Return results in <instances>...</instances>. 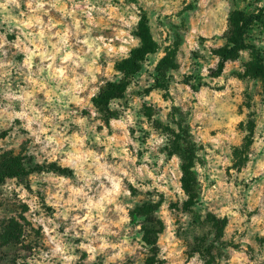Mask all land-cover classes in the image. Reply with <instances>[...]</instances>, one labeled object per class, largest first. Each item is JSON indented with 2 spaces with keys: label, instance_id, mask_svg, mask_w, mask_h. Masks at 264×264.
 I'll return each instance as SVG.
<instances>
[{
  "label": "clouds",
  "instance_id": "clouds-1",
  "mask_svg": "<svg viewBox=\"0 0 264 264\" xmlns=\"http://www.w3.org/2000/svg\"><path fill=\"white\" fill-rule=\"evenodd\" d=\"M25 3H27L26 13L20 12L22 4ZM104 3L105 6L101 8L94 3V0H81L80 4L72 3V11L69 12L59 0H0V15L4 18L3 23L7 25L3 27V32H0V47L10 44L22 54L18 64L26 84L29 78H34L32 82L38 89L48 86L52 90V95L42 100L37 107L34 106V92L26 91L25 88L18 86V94L14 98L22 102L20 110H3L0 113V119L4 123L0 127L7 128L16 119L26 121L22 126L30 136L35 138L33 142L42 144L39 151L43 155L27 153L35 158L31 162H23L25 171L32 165L47 169L54 162L58 163L62 170H66L63 178L57 181L55 198L49 193L45 200L40 198L39 193L43 190L35 182V174L23 179L15 175L2 177L0 199L5 201L10 215L23 227L26 235L23 243L27 245V248L23 249L20 257L15 260V264H95L98 249L93 245L99 239L100 233H107L109 228L103 226L100 227L99 232L93 231V225L98 224L92 216L93 210L99 211L113 201L121 204L125 209H132L139 201V196H133L132 188L138 192H148L156 188L159 192L165 193L163 209L168 208L170 201L178 202L180 211L172 210L166 214L165 219L167 221L166 236L179 248L178 251L168 252V255L176 258L179 264H206L207 257L202 258L201 252L195 250L199 243L197 238L204 237L206 233L208 235L205 245L210 242H214L217 247L229 242L239 245L236 256L239 257L240 264H264V223H257V219L264 221V90L247 73L249 65L258 61L264 63V0H220L214 13L219 25L217 35L229 32L230 13L242 12L245 17L258 19L245 31V43L251 47L240 49L237 59L230 62L241 74L242 79L232 81L238 85L235 89L234 101H231L229 107H221L218 110L216 126L224 134L212 138L198 134L193 128L194 143L197 146L205 140H209L212 144L210 149L205 144L202 151L197 150L195 153L196 157L201 158L207 154L209 160L206 167H200L197 164L192 168V172L197 173L196 179L199 180L200 186L205 189L199 198L195 181L190 186H182L184 172L181 166L187 169L189 165L182 152L176 150L177 138H181L179 141L181 145L186 139L184 133L187 129L185 128L182 133V127L194 121L185 119L181 122L180 115H170L173 101L169 99L165 102L159 99L163 95V90L158 91L154 96L134 97L132 95L134 90L140 91L153 83L148 74L153 72L157 63L166 55L164 51L166 45L172 43L171 38L165 42L163 36H154L153 38L160 45V50L155 55L144 51L149 42L142 34L143 17L147 16L146 23L154 31L157 28L158 18L163 19L165 15L172 17L164 22L165 27L159 29V32L170 37L167 24L180 23V18L173 16V13L178 12L181 7L180 0H104ZM52 9L62 12L61 19L64 16H72V22L69 26L70 30L65 35H61L54 43H49L50 30L56 25L52 21L45 22L41 18L47 17ZM13 12L21 19L16 20ZM93 12L98 16L103 14L106 21L117 25V34L112 40L120 42L123 47L109 49L112 56L109 61L110 67L105 71L102 65L100 67L96 65L97 60L100 59V51L105 47L103 39L86 41L89 49L84 55L92 54L91 67L85 77H78L73 81L74 87H72L65 83L62 72H54L53 69L61 58L64 61H73L75 53L65 55L69 51L67 37L78 34L81 31L79 24L84 22L81 20L77 23L75 17L86 16L88 24L95 26L97 21L92 19ZM26 14L31 15L30 22H23ZM240 26H243V20ZM36 27L40 28L39 34L35 31ZM88 31H91V28ZM13 32L15 39L6 40L5 36ZM187 47L205 55V52L195 43H190ZM35 56H39L41 62L33 66ZM219 60V56L215 57L211 64L204 66L201 74L206 78L207 68L214 67ZM117 61L120 67L116 66ZM128 63L140 64L141 70L135 77L129 78L132 82L125 87L124 99L112 96L104 104L103 97L107 83L119 85L124 81L127 76L124 65ZM12 64L11 60L0 63V68L6 69L3 75L11 76ZM25 69H27L26 73ZM188 71L187 67H182L180 74L169 70V75L179 80L180 75ZM227 71L228 69H225V74ZM97 72L100 73L99 79ZM222 82L223 79H220L214 83ZM254 83L257 84L255 89L252 87ZM172 96L180 107L181 113L187 112L186 101L189 97H195L199 99L201 105L204 104V100L196 97V94L191 91L185 94L174 89ZM154 99L162 111L149 120L140 114L141 103L152 102ZM125 101H128L127 107H125ZM85 110L90 114L85 116ZM112 113H116L119 119L111 116ZM106 117L111 120L112 128H118L124 135L123 141L116 146L115 151H113V145H116V141L109 142L106 139L110 130L105 126ZM157 120L159 125H156ZM225 123L228 125L227 131L224 130ZM253 123L255 124L254 132L250 128ZM33 124L37 125L35 130L32 128ZM98 126L103 128V131L97 132ZM129 128L134 130V134H129ZM46 131L51 134H46ZM70 133L76 135L73 136ZM15 136L16 126H13V131L9 132L0 143H7L9 148H15L19 144L18 139H13ZM249 140L253 141L250 145ZM102 145L107 147L101 151ZM128 146L131 147V151L127 150ZM92 148L96 150L89 151ZM217 150H219L218 156ZM139 153L143 155L138 156ZM110 155L120 156L119 164L108 163ZM245 156H247L246 160ZM136 159H139V167L136 166ZM230 165L239 170L232 172L233 183L251 182L253 192L257 187L261 189L258 211H254L255 203L250 199L245 206L246 198L241 195L242 186L232 188L229 184L223 183L229 179L225 175V169ZM69 172L74 175H69ZM45 173L43 178L47 177ZM205 174L210 179L217 180V186L212 191H220L224 194L228 205L227 210L232 212L230 219L234 220L236 228V232L233 233L230 227L220 240L215 241L213 238L216 232L209 231L211 224L198 227L192 223L196 216H199L201 220L204 219L207 210L206 201L211 198L207 195ZM149 178L152 183H144ZM65 192L69 193L68 200L62 199ZM78 199L80 203H76ZM158 200L159 195L153 194L151 202L155 204ZM190 200L192 203L189 211L185 212L183 205ZM45 204L49 205L53 211H46ZM23 205H27V211L23 210ZM85 208L88 209V216L84 220L74 219L69 223L71 209L83 211ZM249 213H253L251 223L248 222ZM215 215L217 220L221 219L219 212ZM21 216L24 217L23 220L20 219ZM61 228H63L62 231ZM177 232L181 233L179 240L176 239ZM165 251L168 249L162 245V258ZM186 251L191 255H181ZM85 252L86 258L83 256ZM10 257L12 258L11 254ZM224 264H227V261Z\"/></svg>",
  "mask_w": 264,
  "mask_h": 264
},
{
  "label": "rangeland",
  "instance_id": "rangeland-1",
  "mask_svg": "<svg viewBox=\"0 0 264 264\" xmlns=\"http://www.w3.org/2000/svg\"><path fill=\"white\" fill-rule=\"evenodd\" d=\"M65 8L71 12V4H80L81 0H59ZM220 0H180L181 7L178 12L173 13V16L180 18L179 24L169 23L167 27L169 29L170 37L159 32L160 28L165 27V21L172 19L165 15L163 19H157V28L154 31L153 28L147 25V16L145 15L142 20L141 28L142 34L146 37L148 41V46L153 55L158 53L160 50V45L157 43L156 39L153 37L163 36L164 41L167 42L171 38L172 43L166 45L164 51L166 55L157 63L156 68L152 73L148 75L152 78L153 83L148 87L142 88L140 91L134 90L132 95L135 96H154L158 91L163 90V95L159 97L160 100L167 102L172 99V112L170 115H180L181 122L185 119H190L194 123H188L184 125L181 129L184 133V129L187 131L185 134L186 139L183 145L179 143L180 137L177 138V151H181L186 157L189 167L185 169V173L182 179L185 183L182 186H190L193 181H195L196 187L198 189L197 197L205 192V189L200 186V182L197 177V173L192 172L197 164L200 167H206L209 164L207 159V154L205 157H196L195 153L197 150H203L205 144L210 149L212 144L209 140H205L199 146L194 143L195 137L193 136V128L197 130L200 135H206L207 137L215 138L218 135H223L218 124V110L221 107H229L231 101L235 99V89L238 86L232 83L233 79L241 80V74L236 71L235 67L232 66L230 62L237 59L228 60L225 63L224 69L219 76H211L210 69L214 67L207 68V77L205 78L201 72L205 65H209L217 57L214 50L226 43L227 32L222 35H217L219 25L217 23V16L214 14ZM94 3L98 7H104V0H94ZM82 6V5H81ZM27 10V3L22 4L20 12H25ZM232 14V13H230ZM236 17L246 18L242 12L233 13ZM238 14V16H237ZM16 20H20L21 17L13 12ZM62 12L58 9H52L47 17H42L45 22L52 21L56 26L54 29L50 30L49 33V43H54L61 35H65L70 30V23L72 22V16H64L63 19ZM31 15L26 14L23 17V22H30ZM92 19L96 20L95 26L88 24V17L76 16L75 20L80 23L81 31L74 35L68 36L69 51L65 55H70L75 53L73 56V61H64L62 58L56 64L53 69L54 72H62L64 81L69 86L74 87L73 81L78 77H85L91 67L92 54L89 53L85 56L84 53L88 51L89 44L86 41L92 39H103L105 47L100 51V59L97 60V67L103 66L106 71L110 67V59L112 54L109 49H117L123 47L120 42L113 41L112 38L117 34V25L113 22H108L103 18V14L99 16L93 12ZM230 19V15H229ZM258 19V18H257ZM3 16L0 15V32H3V27H6L3 23ZM255 21V20H254ZM252 21L251 24L254 22ZM15 23V21H13ZM250 24V25H251ZM107 25V26H105ZM91 28V31L88 29ZM249 25L247 26L248 30ZM245 30V31H246ZM35 31L37 34L40 33V28L36 27ZM245 38V35H244ZM5 39L8 41L15 39V33L7 34ZM195 43L199 45V48L205 52V55H201L198 50H192L187 47L188 44ZM39 47V45H37ZM251 45L246 44L244 41V47L248 48ZM242 48V49H243ZM210 53V55H208ZM141 56V60H142ZM22 59V54L17 52L16 49L12 48L10 44H4L0 47V63L11 60L13 62L11 68V76H5L3 73L6 69L0 68V113L7 109L8 111H19L21 107V101L15 99L17 95L18 86L25 88L26 91L34 92L35 94V104L34 106L39 107L42 100H46L48 96L52 95V90L48 86H43L37 88V85L32 81L34 78H29L26 84L25 78L22 71L19 68L18 61ZM79 61L80 63H76ZM190 61V63H189ZM203 61V63H201ZM39 56L33 57V66L39 63ZM46 63V62H44ZM116 66L120 67L119 61L116 62ZM126 69V79L119 83V85H114L112 83H107V87L104 91L103 102L107 103L109 99L110 92H114L116 97L119 99H124L123 93L127 84L131 83L130 77H135L136 74L141 70L140 64L128 63L124 65ZM182 67H187L189 69L188 73L181 74L180 79L172 75H169V70L180 74ZM225 69H228L225 74ZM27 72V69L24 70ZM247 73L253 81L259 84V87L264 90V63L259 61L255 64H251L247 67ZM97 78H100V73H96ZM106 79V76L104 77ZM223 79L222 83H214L217 80ZM42 83V82H41ZM137 87L139 88V82L137 79ZM253 89L257 87V84L252 85ZM177 92L182 91L183 93H188L189 91L196 94V97L202 98L204 104H200L199 99L195 97H189L186 101V106L188 108L187 112L181 113L180 107L177 105L175 98L172 96L173 90ZM227 92V95H225ZM246 94V93H245ZM231 98V100H230ZM128 106V101H125V107ZM246 107L249 105H245ZM160 109L159 105L156 103L155 99L152 102L143 101L141 103L140 114L151 120L153 115L158 114ZM242 111V109L240 110ZM203 113V115H201ZM89 111L85 110L84 115H89ZM47 117V113H45ZM111 116L119 119L116 113H112ZM203 122V127H202ZM4 121L0 119V125ZM26 121L21 119H16L12 121V125L7 128L0 127V141L8 136L9 132L13 131V126H16V136L13 137L14 140H19V144L15 148H9L7 143H0V182H2L3 176H18L22 179L31 174L36 175V183L39 188L42 189V193H39L41 200H45L49 193L55 198L57 194L56 186L57 181L63 178V173L66 170H62L58 163H53L49 168L45 169L43 167L29 166L27 171H25L24 161L31 162L35 157L27 155L29 152H34L38 155H43L40 152L42 147L41 143H34V137L27 133V130L22 126ZM156 125H159V121H156ZM212 125V127H208ZM106 127L110 130L107 134L106 139L111 142L116 141V145H113V151H115L116 146H118L124 139L123 133L118 129H113L111 120L106 117ZM227 123H225L224 130L227 131ZM240 127V125H237ZM32 128L35 130L37 125L33 124ZM250 128H255V124H251ZM103 131V128L97 127V132ZM129 134H134V130L129 128ZM46 134L50 135V132L46 131ZM70 135L75 136V133H70ZM43 139V137H41ZM253 141L249 140L250 145ZM107 145L101 146V151L106 148ZM76 151L77 149H73ZM95 148L89 149V151H95ZM128 151H131V147L128 146ZM123 151V150H122ZM143 155L139 153L138 156ZM219 155V150H217V156ZM259 155V154H257ZM247 156H245V160ZM108 163L119 164L120 156L110 155L108 158ZM136 166L139 167V159H136ZM103 163V161H101ZM255 163V162H254ZM219 167V166H216ZM184 166H181L183 171ZM237 169L234 166H229L225 169V175L229 177L228 180L223 181V183L229 184L232 188L243 187V192L241 193L245 199V206L249 203V199L255 203L254 211H258L259 197L262 195L261 189L256 188L253 192L251 182L244 183L240 181L239 183H233L231 180L232 172ZM48 173H47V172ZM46 172V173H45ZM47 175L43 178V174ZM191 173V175H190ZM69 175H74V173L69 172ZM155 175V173L153 174ZM204 180L207 181V195L211 198L207 199V210L203 220L199 216L193 220V224L198 227H204L207 224H211L212 227L209 230L215 231L216 235L213 240H220L228 231L230 227L233 229V233L236 232L234 225V220L230 219L232 212L228 211V205L225 201L224 194L220 191L213 192L212 189L216 188L217 180L210 179L207 174L204 176ZM144 183L151 184L152 180L149 178ZM95 187V185H94ZM132 188L131 185H129ZM163 187V185H160ZM71 188V186H70ZM170 190V189H169ZM29 191L31 189L29 188ZM133 196H139V201L134 205L132 209H125L121 204L113 201L108 203L106 207L101 208L99 211L93 210L92 216L98 221V224L93 225V231L99 232L100 227L107 226L109 231L107 233H100L99 239L93 247L98 249L96 255L95 264H145L150 261V264H179L178 260L173 257H169L168 252L176 250L178 251V245L171 243L166 236L167 221L165 216L172 210L180 211L178 208V202L170 201L167 209H163L162 205L165 199V193L159 192L158 189L154 188L148 192H138L136 189L132 188ZM153 194L159 195V200L153 204L151 202V197ZM93 195V193H89ZM231 195V193H229ZM69 193L65 192L62 195L63 200H68ZM95 198V197H94ZM76 203H80L79 199ZM192 201L184 203L183 210L185 212L189 211L190 204ZM46 211L52 212L53 209L45 204ZM23 210L27 211V205H23ZM219 212L221 219L217 220L215 213ZM71 219L69 223L74 219L84 220L88 216V209L85 208L83 211L80 209H71L69 211ZM21 220L24 219L23 216L20 217ZM253 219V213L248 214V222L251 223ZM257 223H264L257 219ZM61 231L63 228L60 229ZM82 230V229H81ZM208 233L204 237L197 238L199 243L196 247V251L201 252L202 258L207 257L206 264H240L239 257L236 253L239 252V245L232 243L221 244L219 247L216 246L214 242H210L205 245V240L207 239ZM181 233H176V239L179 240ZM26 238L23 227L17 223L10 215V210L6 206L5 201L0 199V264H15V260L20 257L21 252L27 245L23 243ZM79 242V241H78ZM162 245L168 249L163 253V258L161 257ZM229 249L231 251H229ZM251 251V248H249ZM10 254L12 258L10 257ZM181 255H191L190 252L186 251ZM86 258L87 253H83Z\"/></svg>",
  "mask_w": 264,
  "mask_h": 264
},
{
  "label": "trees",
  "instance_id": "trees-1",
  "mask_svg": "<svg viewBox=\"0 0 264 264\" xmlns=\"http://www.w3.org/2000/svg\"><path fill=\"white\" fill-rule=\"evenodd\" d=\"M256 19L257 17H246L240 19V17H236L233 13L230 14L229 23L231 27L226 35V43L214 50V53L220 57V60L219 62H217L216 68L210 69L211 76H219L224 69L226 61L234 59L237 56L238 51L244 47V35L247 26L250 25L251 22ZM241 20H243L242 27L240 26ZM144 38L146 39V37ZM150 49L151 48L146 47L144 51H150ZM112 96H116V94H114V92H110L109 98ZM182 169L185 173V168ZM182 183H185L184 179H182ZM145 264H150V261L146 262Z\"/></svg>",
  "mask_w": 264,
  "mask_h": 264
}]
</instances>
